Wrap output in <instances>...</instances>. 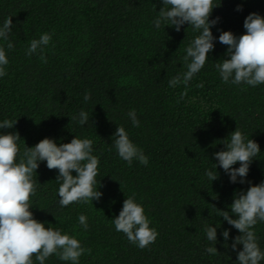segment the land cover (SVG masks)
Returning <instances> with one entry per match:
<instances>
[{"label": "trees", "instance_id": "trees-1", "mask_svg": "<svg viewBox=\"0 0 264 264\" xmlns=\"http://www.w3.org/2000/svg\"><path fill=\"white\" fill-rule=\"evenodd\" d=\"M214 3H220L210 16L220 18L211 29L215 48L177 102L184 85L169 87V80L186 71L185 49L199 33L187 24L179 32L171 26L157 29L153 20L162 0H0V25L12 17L9 39L15 45L9 50L0 39L9 60L7 75L0 77V121L17 119L13 129L0 132L18 131L21 151L25 143L31 147L45 137L57 144L74 136L89 138L100 161L96 180L102 196L93 203L61 207L58 170H49L46 162H40L33 176L34 218L91 248L79 264H238L243 245L234 251L231 244L240 233L218 216V209L230 211L234 193L246 191L248 182L264 181V84H225L215 64L228 58L227 46L218 39L221 31L243 34L249 13L264 16V0ZM45 32L52 33V41L44 51L48 62L42 63L39 52L28 56L26 50ZM201 82L204 86L197 87ZM86 92L91 93L88 101ZM82 109L90 117L83 126L70 119ZM132 109L139 127L127 115ZM117 126L143 149L147 166L136 160L129 166L118 156L112 137ZM236 127L261 149L250 165L248 182L231 183L219 166L220 178L211 182L205 172L215 171L213 154L225 149L219 141ZM133 194L158 232L145 249L130 243L112 222ZM81 214L87 217V230L79 224ZM219 224L214 245L204 228ZM254 231L264 251V222ZM209 246L219 252L208 254ZM33 261L39 264L35 257ZM45 264L71 262L53 254Z\"/></svg>", "mask_w": 264, "mask_h": 264}, {"label": "clouds", "instance_id": "clouds-1", "mask_svg": "<svg viewBox=\"0 0 264 264\" xmlns=\"http://www.w3.org/2000/svg\"><path fill=\"white\" fill-rule=\"evenodd\" d=\"M162 5L158 16L153 20L157 29L162 25L171 26L179 32L187 24L194 32L199 33L185 49L183 61L186 71L169 80V87L184 85L185 90L177 100L179 102L187 95L190 81L201 71L209 59V53L215 48L216 37L211 29L220 18L210 19V16L220 3H214V0H162ZM237 10H242V6L238 5ZM243 27L246 31L239 36L230 30L221 31L218 39L222 45L227 46L225 55L228 58H222V62H217L215 68L225 84L256 87L264 84V16L257 12L249 13L244 19ZM12 28V17L6 18L0 25V39L7 42L9 50L15 47L9 39ZM51 41L52 33L48 32L43 33L39 39H32L26 55L32 56L39 52L41 62L47 63L44 51ZM8 64L5 47L0 46V77L7 75ZM203 86V82L197 85L201 88ZM90 99L91 93L86 92L84 100ZM127 115L133 127L140 126L135 109L130 110ZM89 118V113L82 109L78 117L70 119L83 126ZM16 123L17 119H4L0 121V130L13 129ZM112 137H115L114 147L118 156L129 166L134 160L144 166L148 165L149 157L130 139L123 126H117ZM20 140L18 131L0 132V264H34L33 257L39 264H45L53 254L61 261L79 264L82 255L91 254V248L83 247L75 236L63 233L60 228L46 227L43 222L34 218L30 209L31 197L37 191V182L33 176L37 173L40 162H46L49 170H58L56 180L60 182L58 202L61 207L100 200L102 192L98 187L101 184L96 180L100 161L98 156L93 155V140L74 136L70 142L57 144L53 138L45 137L31 147L25 143L22 151L18 143ZM219 143H223L225 149L213 154L217 163H213L215 171L205 172L207 178L211 182L219 179L220 174L216 171L219 166L229 176L231 183L248 182L250 165L261 152L258 142L247 138L236 127ZM236 164L239 167H234ZM73 171L76 175L72 174ZM248 183L250 186L246 191L234 193L230 211L217 208L220 210L218 216L223 217L224 221L240 233L231 244L234 251L237 250V245H243L242 250L237 252L238 264H260L264 260V251L259 247L254 226L258 222H264V181L259 184ZM78 221L84 230L88 229L84 214L79 215ZM112 222L117 232L124 233L128 241L140 249L154 243L158 236L157 230L150 227L151 221L134 194L126 197L119 215ZM219 226L220 224L204 228L207 240L214 245L217 243ZM222 235L227 241L229 230L225 229ZM206 252L216 255L219 251L215 246H209Z\"/></svg>", "mask_w": 264, "mask_h": 264}]
</instances>
